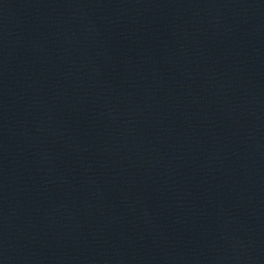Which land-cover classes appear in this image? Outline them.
Wrapping results in <instances>:
<instances>
[{
	"label": "water",
	"instance_id": "water-1",
	"mask_svg": "<svg viewBox=\"0 0 264 264\" xmlns=\"http://www.w3.org/2000/svg\"><path fill=\"white\" fill-rule=\"evenodd\" d=\"M0 264H264V0H0Z\"/></svg>",
	"mask_w": 264,
	"mask_h": 264
}]
</instances>
